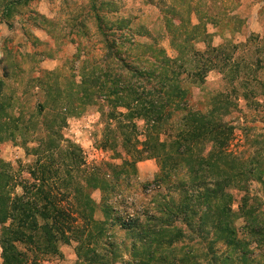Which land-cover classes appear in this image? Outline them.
<instances>
[{"label": "rangeland", "instance_id": "rangeland-1", "mask_svg": "<svg viewBox=\"0 0 264 264\" xmlns=\"http://www.w3.org/2000/svg\"><path fill=\"white\" fill-rule=\"evenodd\" d=\"M9 10L0 7V173L28 179L31 149L51 142L56 165L69 152L85 168L122 165L100 169L125 222L157 201L181 210V175L158 183L160 164L145 143L175 150L182 116L201 114L219 123L211 135L221 144L204 140L202 161L219 157L221 187L206 181L203 191L217 190L189 219L154 222L163 243L147 251L139 228L109 226L116 247L107 264H264V0H21ZM165 60H176L186 101L168 103L158 130L152 105L138 103L128 115L135 97L120 87L131 63L141 73L132 77L137 91L154 103L153 74L169 77L173 68ZM135 148L141 153L133 157ZM88 192L101 203L99 189ZM168 237L178 240L168 245ZM60 251L37 264H87L73 243Z\"/></svg>", "mask_w": 264, "mask_h": 264}, {"label": "trees", "instance_id": "trees-1", "mask_svg": "<svg viewBox=\"0 0 264 264\" xmlns=\"http://www.w3.org/2000/svg\"><path fill=\"white\" fill-rule=\"evenodd\" d=\"M20 1L0 0V7H4L8 15L10 7ZM165 62L171 64L173 68L170 69L169 77L166 73L156 74V71L153 74L158 78V87L152 88V91H157L158 94L154 103L146 101L143 93L137 91L138 87L132 81V77L136 73L140 77L141 73L136 67L133 68L131 63L125 66L129 77L120 87L121 91L126 90L129 97H135L133 100L135 107L129 108L128 115L133 114L138 103L150 104L153 106L151 120L158 130L169 119V115L165 113L168 103L174 102L179 108L180 103L186 101V89L179 81V71H176L175 67L176 60L172 62L165 60ZM161 65L166 70V67H169L166 64ZM142 114L144 113H139L140 116ZM180 125L182 128L173 140V145L177 144L175 150L171 144L164 142H154L150 145L146 142L145 145L154 147V157L160 164L162 175L157 178L158 183L161 184L172 177L177 179L176 176L181 175L177 180V186L185 193V206L181 207V210L175 208L172 211L166 206L159 205L157 201L158 204L154 209L141 211L130 222H125L122 212L115 207L116 203L111 202L109 194L114 185L104 177V172L101 173L102 169H100L103 166L116 169L122 167L121 164L102 161L85 168L82 158L70 155L69 152L61 156L63 159H59L60 162L56 165L54 162L58 159L54 157V145L51 142L46 143L43 148L37 146L31 149L32 154L37 158L30 167L28 179L13 178L8 174L0 173V264H37L41 258L61 256L60 245L72 243L77 257L87 264H107V261H110L107 258L108 253L116 247L109 227L115 223L125 230L139 228V235H136V238L142 241L145 251L153 243L161 245L162 237L153 223L162 224L169 219L175 220V216L181 215L184 220L189 219L191 208L197 206L200 209L206 195L215 193L225 180L217 178L220 175L217 170L219 157L217 158L216 154L214 157L211 154L207 160L208 166L202 161L204 140L212 141L217 146L221 144L218 140L219 136L211 135H217L219 123L207 117L204 119L201 114L196 116L185 114ZM180 143H184V148L179 147ZM137 153L140 154L141 151L137 148L133 149V157ZM41 156L49 160L45 162L44 159L39 158ZM189 156H194L198 165L193 167L190 162L194 160L191 161ZM122 161L123 164L132 165L129 160ZM119 176L117 175L116 179ZM11 180L14 185L11 184ZM208 180H212L213 185L217 187L216 190H202L201 186ZM89 189H99L102 192L104 197L101 198L100 204L90 197ZM98 209L102 213L101 218L96 217ZM155 235L158 237L155 238ZM177 240V237H168L166 243L171 245ZM152 255L151 250L147 259L151 260Z\"/></svg>", "mask_w": 264, "mask_h": 264}]
</instances>
